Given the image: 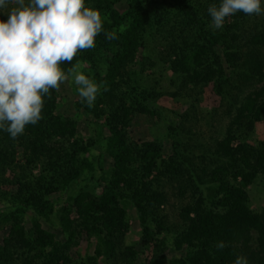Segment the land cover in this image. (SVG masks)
Returning a JSON list of instances; mask_svg holds the SVG:
<instances>
[{
	"label": "trees",
	"instance_id": "1",
	"mask_svg": "<svg viewBox=\"0 0 264 264\" xmlns=\"http://www.w3.org/2000/svg\"><path fill=\"white\" fill-rule=\"evenodd\" d=\"M163 1L85 0V7L100 12L102 32L94 48L78 52L71 63L60 67L67 74L73 65H80V72L100 85L93 106L80 97L72 103V115L61 114L56 91L50 89L36 125H27L15 140L0 130V185L8 168L9 182L16 186L0 190V229L7 226L0 264L11 260L13 251L23 252L28 259L23 264L30 259L33 264H76L68 251L80 234L95 239V255L113 257L128 229V208L134 211L141 245L139 250L126 247L129 264L144 250L162 249L163 237H171L182 252L167 261L161 252L150 255L151 264H234L237 256L246 257L248 264H264V209L251 211L246 193L257 175L264 174V145L255 148L238 141L232 146L227 129L211 150L199 146L195 151L174 140L172 154L162 158L160 141H135L127 132L130 115L159 116L152 107L158 95L138 89L131 64L144 27L155 26L148 19L153 16L157 26L166 24V12H158ZM171 1L186 22L191 41L189 46L187 39L170 46L178 52L172 67L183 75V84L211 82L220 94L236 73L237 79L255 84L231 102L238 104L231 123L243 125L245 135L264 113V18L250 25V15L238 12L226 18L222 29L214 30L207 9L218 7L221 0ZM108 32L117 39L107 40ZM83 112L100 127L104 149L102 163L100 157L95 160L100 173L93 184L84 178L94 170L85 154L98 140L76 137L75 116ZM165 129L169 136L173 127L167 123ZM17 148L22 150V164L16 162ZM34 167L37 174L32 175ZM74 183H79L78 189L69 194ZM171 185H176L175 196L185 198L177 207L176 222H170L164 211ZM52 194L56 200L50 199ZM53 220L62 240L55 238ZM219 241L226 245L222 250L215 247Z\"/></svg>",
	"mask_w": 264,
	"mask_h": 264
},
{
	"label": "rangeland",
	"instance_id": "2",
	"mask_svg": "<svg viewBox=\"0 0 264 264\" xmlns=\"http://www.w3.org/2000/svg\"><path fill=\"white\" fill-rule=\"evenodd\" d=\"M148 1L158 3L160 0ZM159 6L160 10L158 12H166L164 13L166 15V24L164 26H157L153 16L148 19L155 26H151L150 28L147 25L144 27L142 32L143 38L134 52L133 63L131 64L136 70L132 79L136 82L138 89H146L158 95L155 102L151 104L153 108L158 110L159 116L130 115V123L127 127L129 136L135 141L151 139L160 141L163 145L162 158L172 154L171 147L174 140L180 143L179 146L192 145L191 148L195 149V151L199 146L203 150H206L208 147L211 150L214 143L225 136L227 129L232 136V146L236 145L238 141L245 142L255 148L263 146L264 113L260 115L258 120L253 122L251 131H248L245 135L242 133L244 130L243 125L238 126L231 123L238 106V104L231 105L232 98L235 96L239 100L245 93L253 90L252 86L255 84L252 82L248 83L247 79L243 81L245 79L240 78V76V80L237 79V73L229 77L230 81L224 84L223 91L220 94L213 91L211 82L200 81L192 84L184 80L183 84V75H177L172 67L174 64L172 61L179 57L177 56L178 52L174 53L170 46H178L181 41L184 43L185 39H187V46L190 45L191 41L188 42L187 36L189 34L188 27H186V22L181 13L173 8L171 0H164L162 6ZM261 8L264 9V0H261ZM4 11L6 12L7 10ZM260 18L263 19L264 15L250 16L249 24L252 25L253 20L257 22ZM7 19L8 16L0 12V22H6ZM250 25L247 26L250 27ZM223 65L225 67V64ZM262 71L264 72V69ZM97 74L100 75L101 72L97 71ZM77 88L78 86L74 83L73 75H69L68 80L63 82L58 90L55 89L59 113L72 115V103L80 98ZM100 109L104 110L105 107L100 106ZM75 119L77 138L84 141L86 138L93 137L95 140H98L97 144L85 154L86 158L93 162L94 170L91 175L84 174V178L86 180L91 178L90 183L93 184L98 179L100 173L95 162L96 157H100L101 163L103 161V143L101 137L98 136V132L101 129H98L100 127L85 112L78 113ZM167 123L173 127L169 136L165 132V124ZM21 153L22 150L17 148L15 156L16 162L19 164L23 163ZM193 158L195 159V156ZM31 173L32 175L37 174V169L34 167ZM11 175L12 172L7 168L2 175L1 191H10L16 188L15 185L9 182ZM172 184L175 183L173 182ZM78 185L79 183H74L69 194H73L78 189ZM175 189L176 185H171V188H168V191H166L169 195V203L164 208V211L167 213L170 222H176L177 207L185 201V198L180 199L174 195ZM246 193L247 204L251 211L258 212L264 209V174L257 175L253 183L246 188ZM56 197V194L50 195L52 201L56 200ZM70 218H75V214L72 211ZM126 223L128 229L123 234L119 246L120 249L115 256L95 255L93 252L95 239L86 238L84 234H80L76 238L77 244L72 246L68 251L70 260L76 264H129L130 259L127 256L126 247L136 248L137 250L141 247L139 243V226L132 208H128L127 210ZM52 224L51 227L54 230L55 238L62 240L63 237L58 225L54 220ZM6 231L7 226H3L0 229V244ZM158 238L161 237L158 236ZM163 238L164 246L162 249L158 246L157 248L152 247L147 251L144 250L143 253H140L132 260L131 264H151L149 263V256L159 254V252L164 254L165 261L171 256L178 257L182 249L171 237ZM120 252L123 254H120ZM24 260L28 261V259L23 258V252L13 251L11 260L7 264H23L22 261ZM29 262L28 264H33L31 259Z\"/></svg>",
	"mask_w": 264,
	"mask_h": 264
},
{
	"label": "clouds",
	"instance_id": "3",
	"mask_svg": "<svg viewBox=\"0 0 264 264\" xmlns=\"http://www.w3.org/2000/svg\"><path fill=\"white\" fill-rule=\"evenodd\" d=\"M0 12L8 16L0 22V130L15 140L27 125H36L42 118L43 97L50 89L58 90L69 75L82 101L93 106L100 85L78 71L80 65L67 74L60 65L96 46L103 27L100 12L85 7V0H0ZM207 12L214 30L222 29L226 18L238 12L264 15L261 0H221ZM106 39L117 36L108 32ZM225 246L223 241L215 245L217 250ZM234 264L248 260L237 256Z\"/></svg>",
	"mask_w": 264,
	"mask_h": 264
}]
</instances>
